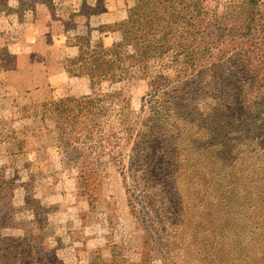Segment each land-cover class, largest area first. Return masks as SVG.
I'll return each instance as SVG.
<instances>
[{
    "label": "rangeland",
    "instance_id": "obj_1",
    "mask_svg": "<svg viewBox=\"0 0 264 264\" xmlns=\"http://www.w3.org/2000/svg\"><path fill=\"white\" fill-rule=\"evenodd\" d=\"M105 1L0 0V264L9 262L3 248L27 264H170L143 228L151 206L141 193L145 167L133 158L142 163L149 155L162 165L174 154L179 173L193 178L198 192L218 195L226 160L264 152L258 150L264 122L256 134L230 85L238 79L235 50L227 53L223 73L199 82L202 95L194 96L186 77L172 85L186 99L176 111L159 113L162 99L151 95L149 81L171 63L152 61L144 77L126 59L134 53L130 34ZM124 1L129 9L143 5ZM179 69L170 65L167 73L174 77ZM19 70L33 82L18 90L13 74ZM70 97L94 101L92 122L69 117ZM212 107L224 118L210 124ZM151 130L160 143L153 150L143 140ZM13 139L21 143L17 149ZM213 203L220 207L219 199ZM185 248L192 254L193 247Z\"/></svg>",
    "mask_w": 264,
    "mask_h": 264
},
{
    "label": "trees",
    "instance_id": "obj_2",
    "mask_svg": "<svg viewBox=\"0 0 264 264\" xmlns=\"http://www.w3.org/2000/svg\"><path fill=\"white\" fill-rule=\"evenodd\" d=\"M124 2L105 1L115 22L130 34L134 53L126 59L137 63V70L147 78L152 61L171 63L161 64L162 71L151 75L149 81L151 95L162 99L160 107H155L159 113L176 111L186 99L187 93L172 88L186 77L192 79L189 86L194 96L202 95L199 82L223 73L227 53L235 50L234 74L238 79L230 85L234 86L241 116L257 132L264 122V0H143L135 9L123 7ZM170 65L180 66L174 77L167 73ZM92 103L90 97H70L64 108L72 120L86 115L92 122L98 108ZM74 105L80 110L73 112ZM207 113L212 118L210 124L224 118L220 107H212ZM76 129L81 130L78 121ZM238 132L242 135L244 131ZM143 140L151 150L160 144L155 130ZM263 149L258 148L260 152ZM263 155L244 162L226 160L225 175L216 184L218 195L204 189L198 192L193 178L179 173L181 163L173 159L174 154L169 153L171 161L162 165L153 164L149 155L142 163L133 158L134 165L145 167L139 172L141 193L149 197L146 202L151 206L143 228L165 260L170 264H264ZM213 199H219L220 207H215ZM130 206L134 210L131 202ZM185 247H193L192 254ZM1 251L7 254V264H27L14 253L4 248Z\"/></svg>",
    "mask_w": 264,
    "mask_h": 264
},
{
    "label": "crops",
    "instance_id": "obj_3",
    "mask_svg": "<svg viewBox=\"0 0 264 264\" xmlns=\"http://www.w3.org/2000/svg\"><path fill=\"white\" fill-rule=\"evenodd\" d=\"M52 22V21H51ZM51 30V29H50ZM49 34V30L47 29V31H46V33L45 34H42L43 36H45V35H48ZM43 55L45 56V55H47V53L46 52H43ZM47 57V56H46ZM47 61V60H46ZM51 61H47V63L49 64ZM52 63H54V62H52ZM51 67H54V65L52 64L51 65ZM17 70V69H16ZM13 77L14 78H16L17 80H19V82H17V83H19V85H20V87L18 86L17 87V89L19 90V89H21V87H22V84H27V83H31V82H33V78H30V77H27V74H26V71H22V70H19V72H17V74H13ZM15 79V80H16ZM62 82V81H61ZM29 91H32L31 89L29 90ZM44 93V94H43ZM25 94H26V92H25ZM43 95H48V93L47 92H37L36 94H34V96H43ZM11 97H12V99H16L17 97H18V95H15V93H13V94H11L10 95ZM38 105H41V104H38ZM23 110H26V115L28 116V114H30L29 112H30V110L29 109H27V108H25V109H23ZM31 116H32V114H31ZM30 117V116H29ZM21 121V123H24V120H20ZM14 141L13 142H16L15 143V146L14 147H16V149H17V145H20L21 143L19 142L18 143V140H15V139H13Z\"/></svg>",
    "mask_w": 264,
    "mask_h": 264
}]
</instances>
